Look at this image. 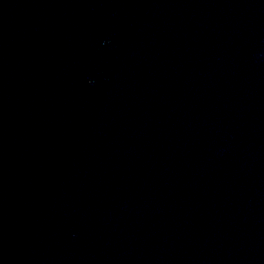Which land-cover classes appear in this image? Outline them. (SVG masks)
<instances>
[{"label": "water", "instance_id": "95a60500", "mask_svg": "<svg viewBox=\"0 0 264 264\" xmlns=\"http://www.w3.org/2000/svg\"><path fill=\"white\" fill-rule=\"evenodd\" d=\"M0 264H264V0H0Z\"/></svg>", "mask_w": 264, "mask_h": 264}]
</instances>
